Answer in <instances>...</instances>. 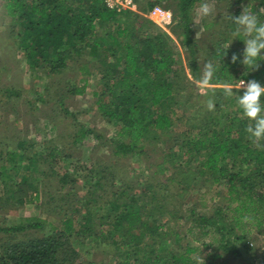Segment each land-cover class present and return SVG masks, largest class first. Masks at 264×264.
Returning <instances> with one entry per match:
<instances>
[{
  "label": "trees",
  "instance_id": "1",
  "mask_svg": "<svg viewBox=\"0 0 264 264\" xmlns=\"http://www.w3.org/2000/svg\"><path fill=\"white\" fill-rule=\"evenodd\" d=\"M163 1L173 5L172 10L182 32V43L188 48L189 72L179 62L175 41L167 32L139 14L123 22L120 14L126 13L109 10L104 0H1L0 7L6 17L16 21L10 27L12 31H18L21 49L31 68H39L49 74L60 73L68 68L71 60L80 59L85 49H89L88 56L99 65L90 58L82 61L78 69L81 76L78 82L70 84L68 93L85 94L89 78L99 76L94 92L97 108L103 117L115 123L117 132L111 140L113 154L123 157L145 154V141L159 139L162 133L168 134L175 143L180 139L173 129L177 121L183 123L182 118L176 116L177 107L172 101L176 97L174 94L179 88L188 86L191 77L199 81L202 76L196 54L199 43L193 36L191 14L203 0H146L143 11H151ZM234 15L237 16L238 11ZM204 24L206 27L217 25L211 20ZM235 27L232 22L227 24L230 30L222 33L224 41L228 40ZM102 29H106L104 33ZM213 40L211 46L217 51L212 57L213 64L216 70L221 66L224 74L215 75L211 82L231 84L230 76L233 74L229 73V68L234 70L242 63L244 50L234 46L224 49L215 35ZM233 54L239 57L236 63L232 62ZM259 62L257 70L245 66L240 74L234 73V78L256 80L264 86V60ZM222 89H212L210 96H216L218 101L226 97ZM2 92L9 97L19 96L17 90L9 87L3 88ZM58 104L66 116L74 117L62 98ZM217 112L216 107L202 117V122L198 123L199 133L191 129L194 125L181 133L185 136L181 137L182 144L185 142L188 146L186 154L192 152L191 157L198 159L199 172L212 177L214 185H224L225 203L215 205L210 215L200 214L196 205L191 206L190 234L182 237L180 232H173L171 226L149 220L150 215L145 213L149 200H157L162 193L153 192L147 204H140L141 197L128 195L125 198L124 194L128 191L121 188L115 191L118 197L109 202L110 207L104 212L108 214L106 221L103 222V215L101 218L97 216L100 227L107 223L113 226L106 235H103L104 231L93 228L95 213L90 209L81 218L65 216L60 224L34 216L16 226H0V233L50 227L42 237L0 244V264H74L88 231L93 233L90 248L99 239L101 243L108 242L105 244L114 253L112 264H195L196 259L192 255L200 250L199 246L186 242L177 247L178 252H170L168 245L188 237L203 241V237L210 232L224 253L242 256L243 241L253 229L262 233L264 227V146L257 147L248 139L245 128L249 121L246 118L236 114L222 117ZM190 120L187 118V123ZM82 131V136L92 134L91 130ZM261 143L264 145V142ZM7 155L12 159L25 157L16 151ZM190 161L191 158L169 150L162 162L154 166V173L164 175L171 167L185 168ZM248 170L250 175L245 176ZM9 174L7 167L1 165L0 177H10ZM171 175L166 180L174 182L175 177ZM255 179H259L257 184L253 183ZM150 188L151 185L143 191ZM35 198H39L37 191L31 201ZM86 205L90 207L93 203L86 202ZM157 208L163 209V205ZM145 214H148L147 219L143 220ZM169 214L177 219L180 217L172 210ZM119 230H124L122 236L114 234ZM171 236L173 239L168 244L164 243ZM73 238L81 246H73ZM203 244L212 246L213 243ZM247 247L252 249L249 245ZM211 255L214 258L221 256L215 252ZM77 264L98 263L85 259Z\"/></svg>",
  "mask_w": 264,
  "mask_h": 264
},
{
  "label": "rangeland",
  "instance_id": "2",
  "mask_svg": "<svg viewBox=\"0 0 264 264\" xmlns=\"http://www.w3.org/2000/svg\"><path fill=\"white\" fill-rule=\"evenodd\" d=\"M236 1L207 0L214 8L213 14L208 17L198 15L201 3L192 11L191 27L193 36L199 43L197 46L199 51H196V54L200 73L206 62H214L212 57L217 52L211 46L214 35L221 41L224 49L231 46L245 49L242 37L234 38L231 33L227 41L223 40L225 37L222 33L230 30L227 28V24H231L228 13L234 15L238 11L237 16H239L245 7L253 13H258L259 9L264 7V0H242L239 4ZM0 4H2L1 0ZM158 6L173 12V5L169 2L163 1ZM2 11L3 8L0 7V166L7 167L10 177H0V226H16L34 216L60 224L65 216L76 215L81 218L86 214L87 209H90L95 213L93 228L104 231L102 233L106 235L113 226L107 223L106 226L100 227L97 216L101 218L103 215V222L106 221L105 217L108 214L104 212L110 207L109 202L118 197L115 191L122 188L128 191L124 194L125 198L128 195L141 197L140 204H147L153 192L162 193L157 200H149L145 213L150 215L149 220L154 219L157 224L171 226L173 232L178 231L183 237L184 234H190L189 210L192 205H196L200 214L210 215L215 205L225 203L224 185L222 183L214 185L212 177L207 173L199 172L198 159L195 156L191 157L192 152L190 155L186 154L188 146L184 144L185 142L182 144L181 137L184 135L181 136V133L186 128L190 129L191 125H194V128H191L194 133H199L198 123L202 122V117L209 111L206 107L208 99L215 101L219 116L236 114L243 117L236 102L238 93L218 101L216 96H210L212 89L224 87L225 84L210 82L208 88H201L191 77L190 84L179 88L174 94L176 97L172 100L177 107L176 116L182 118L183 122L177 121L173 128L180 139L175 143L168 134L162 133L159 139L149 138L145 141V154L117 157L113 154L111 143L116 136L117 127L115 123L101 115L97 108V96L94 95L99 76L89 78L85 94L68 93L70 84L78 82L81 76L78 70L81 62L89 58L93 63L96 62L88 56L89 49H85V54L80 59L71 60L68 68L60 73L49 74L42 69L31 68L25 52L21 49L18 31H12L10 27L15 25L16 21L6 17ZM120 15H122L121 20L127 22L137 14ZM173 15L174 20L170 23H159L162 21L161 9L153 15L149 13L143 16L174 39L179 62L189 72L188 48L182 43L181 28L178 27L179 23L175 19L174 12ZM259 19L264 22V14H260ZM208 20L217 25L206 27L204 23ZM96 63L99 65L98 62ZM244 68L243 63L234 70L229 68V73L233 74L230 76L233 88L244 80L234 78V75L240 74ZM219 74H224L221 72V66L215 72V75ZM7 87L17 90L19 96H7L2 92V89ZM239 94H242V90ZM61 98L65 106L74 113V117L64 114L58 104ZM187 118L192 120L187 123ZM82 130H91L92 134L82 136ZM76 136L81 138L77 139ZM169 150L176 151L184 158H191V161L185 168L170 166L171 170L165 171L164 175L155 174L154 166L162 162L163 156ZM14 151L25 157L10 158L7 153ZM187 155L189 156L186 157ZM169 175L175 177L174 182L166 180ZM244 175H250V170ZM23 179L25 181L21 182ZM258 180L255 179L253 183L257 184ZM149 185L151 188L144 192L143 189ZM36 191L39 198H35L32 202ZM30 196L32 198H29ZM86 202H92L93 205L87 207ZM160 205H163V209L157 208ZM171 210L176 212V215H180V219L172 217L169 214ZM148 214L144 215L143 220L147 219ZM49 229L50 227L45 230L28 229L14 233H0V244L42 237L49 232ZM262 230L264 231V227ZM123 232L124 230H119L114 234L122 236ZM87 233L83 246L72 239L73 246L78 244L81 246L74 264L85 259H93L98 264H112L114 253L113 249L105 244L108 242L101 243L99 239L93 244L94 247L90 248L93 233L92 231ZM237 233L240 234V231ZM231 237L234 238L233 235ZM171 239L172 236L164 243L168 244ZM186 242L200 247V250L192 255L193 259H196L195 264H261V258L264 257L261 230L257 229L251 231L246 241H243L244 245L240 244L243 250V255L240 257L230 252L224 253L218 248L219 244L215 242L212 232L204 236L203 241L188 237L178 243H170L168 245L170 252L171 250L178 252L177 247ZM211 242L212 246L203 244ZM248 245L252 249H249ZM213 252L221 256L214 258L211 255Z\"/></svg>",
  "mask_w": 264,
  "mask_h": 264
},
{
  "label": "clouds",
  "instance_id": "3",
  "mask_svg": "<svg viewBox=\"0 0 264 264\" xmlns=\"http://www.w3.org/2000/svg\"><path fill=\"white\" fill-rule=\"evenodd\" d=\"M214 8L207 0H204L199 5L198 15L208 17L212 15ZM260 14H264V7L259 9V12L253 13L245 7L239 16L228 13V19L236 26L232 35L234 38H241L245 43L242 63L246 67H251L253 70L259 68L258 61L264 60V22L259 19ZM230 47V46H229ZM239 57L236 54L232 56V62L236 63ZM216 72V66L208 61L204 64L202 76L197 84L201 88H208ZM235 90V91H234ZM242 90V94H239ZM226 97H232L234 93H238L237 104L249 123L245 128L250 142L261 147V142H264V86L256 80L245 81L241 80L236 88L231 84H225L222 89ZM206 107L209 111L215 110V101L208 99Z\"/></svg>",
  "mask_w": 264,
  "mask_h": 264
},
{
  "label": "built area",
  "instance_id": "4",
  "mask_svg": "<svg viewBox=\"0 0 264 264\" xmlns=\"http://www.w3.org/2000/svg\"><path fill=\"white\" fill-rule=\"evenodd\" d=\"M146 0H104L106 7L117 13H133L139 15H151L155 14L157 10L161 9L162 13V21L170 23V21L174 20V15L171 10H166L161 8L160 6H155L153 10L149 11V13H145L143 11V4ZM247 82V81H246ZM240 83V82H239Z\"/></svg>",
  "mask_w": 264,
  "mask_h": 264
},
{
  "label": "crops",
  "instance_id": "5",
  "mask_svg": "<svg viewBox=\"0 0 264 264\" xmlns=\"http://www.w3.org/2000/svg\"><path fill=\"white\" fill-rule=\"evenodd\" d=\"M194 10V9H193ZM192 10V11H193ZM261 237H262V242H261V246H262V248H263V250H264V231H262V233H261ZM251 244H253L252 242H251ZM264 256V255H263ZM261 264H264V257L263 258H261Z\"/></svg>",
  "mask_w": 264,
  "mask_h": 264
}]
</instances>
